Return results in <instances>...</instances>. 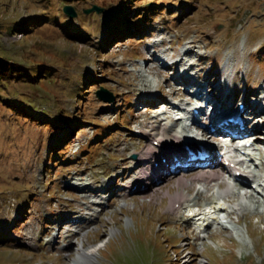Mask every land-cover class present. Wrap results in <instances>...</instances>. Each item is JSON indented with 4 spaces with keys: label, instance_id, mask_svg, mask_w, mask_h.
<instances>
[{
    "label": "rangeland",
    "instance_id": "1",
    "mask_svg": "<svg viewBox=\"0 0 264 264\" xmlns=\"http://www.w3.org/2000/svg\"><path fill=\"white\" fill-rule=\"evenodd\" d=\"M145 11L149 25L139 29ZM3 57L50 74L0 89V264H70L98 244L94 264H264L262 186L196 182L195 172L129 184L140 155L207 134L191 118L196 87L179 77L213 99L235 95V110L258 103L264 136V0H0ZM256 156L259 166L244 168L264 179V154ZM179 194L187 202L175 213ZM218 201L229 219L207 208ZM193 206L211 217L208 228L185 219Z\"/></svg>",
    "mask_w": 264,
    "mask_h": 264
},
{
    "label": "bare ground",
    "instance_id": "2",
    "mask_svg": "<svg viewBox=\"0 0 264 264\" xmlns=\"http://www.w3.org/2000/svg\"><path fill=\"white\" fill-rule=\"evenodd\" d=\"M147 79V78H146ZM201 93H202V90L200 89L198 92H197V94H196V96L198 97V96H200L201 95ZM227 97H223V95H220L219 96V99H218V105H220V107H224V106H227V105H229V102H228V100L226 99ZM255 112H257V110H255ZM238 113H240L242 116H244L245 114H247L245 111L244 112H242L241 113V111L240 112H238ZM252 116V115H251ZM251 116H249V118L251 117ZM256 127V129H259L261 126H258V125H256L255 126ZM220 130V129H219ZM244 131H241L240 130V133H243ZM192 137V136H191ZM258 144V143H257ZM228 147H229V145H228ZM167 150L168 149H166V148H163L162 150H161V152H157V153H155V155L154 154H149L148 155V152L150 151H148L145 155H140V157H139V160L138 161H141L143 164L145 163V162H147L148 164H150L152 161H154L155 160V162H159V160H158V158H157V156L159 157L161 154H163V156H169L170 154L167 152ZM150 152H153L152 150L150 151ZM261 155H263V154H261ZM139 163V162H138ZM137 163V164H138ZM148 164H144V166L142 165L141 167H139V168H141L140 169V171H139V174H138V176L137 177H135L131 182H129V184L131 185L130 187L131 188H134V187H136V186H139L140 185V177H143V176H147L148 175V179H151L150 181H153V184L152 185H154V186H157V185H159V184H161L162 182L160 181V179L162 178V173H156V170L157 169H155L153 172L151 171V167H149L148 166ZM160 165H159V169L161 170L163 167H165V164L164 163H162V162H160L159 163ZM140 176V177H139ZM193 178H196L194 181H196V182H199V181H205V182H211V181H215L216 180V175L215 174H213V173H210V172H207V171H203L202 173H198V174H196V175H194L193 176ZM192 178V179H193ZM168 179H171V178H169L168 177ZM192 179H191V181H192ZM167 180V179H166ZM180 183L182 184V185H185V184H187V182L185 181V179H181L180 180ZM102 190H98V192L96 193V191H95V195L96 196H98L99 194H100V192H101ZM184 194H179V195H177V196H175V197H173V198H176L175 200H174V202H173V208H172V211H174L175 213H177L178 212V209L175 207L177 204H180L181 206L183 205V204H185L187 201H186V197L185 196H183ZM248 202V201H247ZM211 203H213V202H211ZM201 204V203H200ZM199 206V205H198ZM205 216V215H204ZM219 217V216H218ZM211 217H204V223H203V226L207 223V222H210V224H211ZM210 224L207 226V227H209L210 226ZM205 229V228H204ZM193 230H198V231H201V229H194L193 228ZM236 233L238 234L239 233V230L238 229H236ZM105 241H103V243H104ZM102 244V243H101ZM103 245V244H102ZM100 251H101V246H100V244H98V245H96V246H93L92 245V247H83L82 248V250L79 252V256H78V258L75 260V262H73V263H70V264H94L97 260H98V255H99V253H100Z\"/></svg>",
    "mask_w": 264,
    "mask_h": 264
},
{
    "label": "trees",
    "instance_id": "3",
    "mask_svg": "<svg viewBox=\"0 0 264 264\" xmlns=\"http://www.w3.org/2000/svg\"><path fill=\"white\" fill-rule=\"evenodd\" d=\"M68 1H72V0H68ZM128 1H131V0H128ZM148 10H149V12H152V13H154L156 11L152 7H148ZM146 13L147 12L145 11L144 14H141V15L145 16V19L143 18V20H138L139 23L136 24L139 29H141V28L144 29V27L149 25V23L147 22L149 20L146 18ZM121 22H122V19H119L118 21H116V23H114L112 25V29H114V31H116V29L120 30V28H118V27H119ZM9 30L12 31L11 28ZM124 33H125V31L123 30L122 34H119V35L113 34V36H115V38H117V39H121V38L125 37ZM128 33H130V32L128 31ZM10 62H11V60H8L4 57L0 58V89L7 87L8 85H10L15 80H17L19 82H23V83H32V80H34L32 84H37L42 80V77L39 76V74L41 75L42 73H46L47 77H48V74H50V73H48L49 71H47V70H43V71L39 70L38 76H32L21 65H18V64H15V65L12 64L11 65ZM76 97H78V96H76ZM14 105H15L14 107H16L17 104H14ZM14 107L12 109L16 110L19 108V107L18 108H14ZM26 112L23 111L22 114L26 113ZM65 117H66V119H68L67 114L65 115ZM69 137H70V133H67L65 135V139H62L59 144L62 145V143Z\"/></svg>",
    "mask_w": 264,
    "mask_h": 264
},
{
    "label": "water",
    "instance_id": "4",
    "mask_svg": "<svg viewBox=\"0 0 264 264\" xmlns=\"http://www.w3.org/2000/svg\"><path fill=\"white\" fill-rule=\"evenodd\" d=\"M101 11V8L99 7H94V8H91L88 10V13H91V12H100ZM66 12L72 17H76V12L75 10L68 6L66 7ZM100 96V98H103V99H106V100H110V101H113L114 97L112 94H110L106 89H102L101 92H99L98 94Z\"/></svg>",
    "mask_w": 264,
    "mask_h": 264
}]
</instances>
